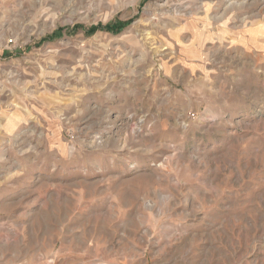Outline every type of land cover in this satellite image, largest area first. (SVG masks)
<instances>
[{"label": "rangeland", "instance_id": "374dc122", "mask_svg": "<svg viewBox=\"0 0 264 264\" xmlns=\"http://www.w3.org/2000/svg\"><path fill=\"white\" fill-rule=\"evenodd\" d=\"M0 264H264V0H0Z\"/></svg>", "mask_w": 264, "mask_h": 264}, {"label": "trees", "instance_id": "16d2710c", "mask_svg": "<svg viewBox=\"0 0 264 264\" xmlns=\"http://www.w3.org/2000/svg\"><path fill=\"white\" fill-rule=\"evenodd\" d=\"M125 27V24H121V23H112V24H109L107 26H105L104 28H101V27H94L92 30H99V29H102V30H107L109 32H112L114 34H118L119 31H121L123 28ZM82 28V26H76L74 27L72 30H77V29H80Z\"/></svg>", "mask_w": 264, "mask_h": 264}]
</instances>
